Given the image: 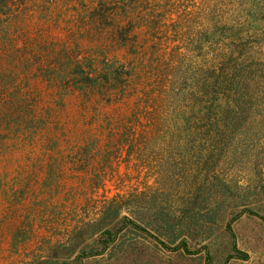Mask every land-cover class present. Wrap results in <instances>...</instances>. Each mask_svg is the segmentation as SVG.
Listing matches in <instances>:
<instances>
[{
	"label": "rangeland",
	"instance_id": "374dc122",
	"mask_svg": "<svg viewBox=\"0 0 264 264\" xmlns=\"http://www.w3.org/2000/svg\"><path fill=\"white\" fill-rule=\"evenodd\" d=\"M142 2L138 46L111 49L126 103L71 95L61 131L0 135V264H264V0ZM125 217L160 240L123 228L103 251Z\"/></svg>",
	"mask_w": 264,
	"mask_h": 264
},
{
	"label": "trees",
	"instance_id": "16d2710c",
	"mask_svg": "<svg viewBox=\"0 0 264 264\" xmlns=\"http://www.w3.org/2000/svg\"><path fill=\"white\" fill-rule=\"evenodd\" d=\"M126 1L0 0L1 138L21 141L31 139L30 132L61 131V111L71 95L81 98L86 107L126 103L134 75L117 55L115 62H110L111 49L138 46L133 38L147 28L149 12L142 0ZM62 32L64 36H59ZM42 81L55 91L58 107L49 104L41 111L45 104L39 97ZM121 224L119 230L105 231L103 251L123 228L160 240L128 217ZM230 244L232 258H247L234 241ZM180 246L190 254L185 242ZM207 262L213 264V257Z\"/></svg>",
	"mask_w": 264,
	"mask_h": 264
}]
</instances>
